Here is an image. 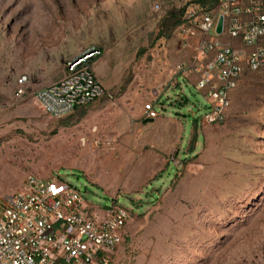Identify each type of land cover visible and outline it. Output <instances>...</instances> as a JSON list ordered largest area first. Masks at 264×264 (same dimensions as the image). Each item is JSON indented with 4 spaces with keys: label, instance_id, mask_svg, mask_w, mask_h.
I'll return each instance as SVG.
<instances>
[{
    "label": "rangeland",
    "instance_id": "1",
    "mask_svg": "<svg viewBox=\"0 0 264 264\" xmlns=\"http://www.w3.org/2000/svg\"><path fill=\"white\" fill-rule=\"evenodd\" d=\"M178 2L0 0V196L33 176L73 187L98 217L117 200L131 215L118 264H264L262 78L237 97L246 115H232L223 142L205 154L199 140L183 167L209 100L176 68L178 33L137 58ZM95 46L105 54L92 72L113 99L60 127L36 92ZM147 103L157 118L144 124Z\"/></svg>",
    "mask_w": 264,
    "mask_h": 264
},
{
    "label": "built area",
    "instance_id": "2",
    "mask_svg": "<svg viewBox=\"0 0 264 264\" xmlns=\"http://www.w3.org/2000/svg\"><path fill=\"white\" fill-rule=\"evenodd\" d=\"M185 20L190 22L181 28V44L192 59L182 68L198 79V89L210 100L205 121L222 122L227 94L244 69L264 68V45L259 44L264 38V1L219 0L214 14L198 16L191 8ZM86 61L84 56L67 63L62 79L36 92L45 113L60 119L96 100H112ZM145 112L148 119L156 118L151 105ZM116 201L98 217L79 192L60 179L28 176L22 191L0 196V264H118L114 256L129 214Z\"/></svg>",
    "mask_w": 264,
    "mask_h": 264
},
{
    "label": "trees",
    "instance_id": "3",
    "mask_svg": "<svg viewBox=\"0 0 264 264\" xmlns=\"http://www.w3.org/2000/svg\"><path fill=\"white\" fill-rule=\"evenodd\" d=\"M183 2L184 1L180 0V3L178 2L177 4L175 3L171 4L167 9L164 10L162 15L157 19V24H156L155 34H154L153 39H151V42H149V45L147 47L145 48L143 47L138 50L137 58L143 56L149 50L154 49L158 42L163 41V42L168 43L169 40L173 38L175 33H178L179 35V31L181 27L185 25L188 26L190 22L189 20H185V13L188 9L192 8V9L197 10L198 16H200L202 13H205V12L210 13V12L215 11L218 6L217 0H188L184 3ZM259 44L264 45V38L259 41ZM102 47L103 46H95L94 50L98 51L99 55L97 57L90 58L86 61V65L90 68L91 72H92V62H94L97 59H101L105 54V49ZM176 52H177V44L174 46V50H173V53L175 54V59L178 62V64L184 62L185 59L187 58V55L182 54L181 56H177ZM66 64L67 63L64 62L62 66V69H64L65 73H66ZM92 75L95 77V74L93 72H92ZM63 77L60 76L57 79L60 80ZM261 78H262L261 85L263 86L264 68H260L257 71H251L249 69H244L242 74L236 80V87L230 92H228L229 107L224 112V123L222 125H219V124L199 125L200 124L199 120L197 119L194 120L192 124V128H191V138L186 147L185 156H187V159H184L181 162L183 167H186L187 164H192L193 162H196L201 157L198 155H194L196 145L199 142V140H202V145L204 149L206 150L205 154H207L208 151L210 153L211 149L209 150L208 147L213 146L212 143L214 142V140H216L218 143L223 142L222 134L225 132V127L228 125V123L232 121V115L233 114L238 115V116H241L243 114L246 115V112L243 113V111H239L236 108V104L239 103L241 100V99H237V97L241 95L242 93H246L253 84L256 85L257 83H259V79ZM187 79L197 88L198 79L195 76H188ZM262 92L264 93V87L262 88L260 92L261 95H262ZM105 101H108V99L102 98L97 101H94L93 103H90L87 106L75 108L73 113L70 116L62 120H58L59 121L58 126L68 127L71 124H74V123L77 124L79 121L83 119V116L86 114V112L88 111V109H90L92 105H94L97 102H105ZM72 119L74 121H72ZM199 132L201 133V135L199 134ZM225 136L228 137L229 135L225 134ZM212 139H214L213 142H211ZM211 153H214V151ZM205 157L207 158L206 155ZM126 226L123 231L121 245L128 243V236L126 234Z\"/></svg>",
    "mask_w": 264,
    "mask_h": 264
},
{
    "label": "clouds",
    "instance_id": "4",
    "mask_svg": "<svg viewBox=\"0 0 264 264\" xmlns=\"http://www.w3.org/2000/svg\"><path fill=\"white\" fill-rule=\"evenodd\" d=\"M218 1V6H219V0H217ZM264 1V0H263ZM218 6H217V8H218ZM217 8H216V10H217ZM191 9V8H190ZM215 10V11H216ZM215 11H213V12H210L211 14H214V12ZM221 18V17H220ZM219 20V19H218ZM218 23V22H217ZM184 27V26H183ZM183 27H181V28H183ZM216 27H217V25H216ZM180 31H181V29H180ZM180 31H179V38H178V43H177V52H176V55L177 56H181L182 54L183 55H187V58L185 59V61L184 62H182V63H179V64H177V66H176V68H177V70L179 71V72H181V73H185L186 74V72H184V70H183V68H185L189 63H190V61H191V59H192V53L191 52H188V51H185L184 49H182V44H181V37H180ZM95 52H97L98 54L97 55H93V54H91L90 56H88L87 57V55H86V57H87V60L88 59H90V58H94V57H97L98 55H99V52L98 51H96V50H94ZM179 67H183L182 68V70H180L179 69ZM186 76L188 77V75L186 74ZM190 76V75H189ZM197 86H198V84H197ZM235 87H236V84H235ZM198 88V87H197ZM199 90V89H198ZM233 90V89H232ZM231 91V90H230ZM229 91V92H230ZM203 92V91H202ZM109 93V92H108ZM204 95L207 97V95H206V93L204 92ZM113 97V96H112ZM208 98V97H207ZM113 99V98H112ZM109 100V99H108ZM209 100V99H208ZM97 101V100H96ZM227 101H228V94H227ZM209 104H210V100H209V103H208V106H207V109H206V114L204 115V117L203 118H200V119H197V120H199V125H214V124H219V125H222L223 123H224V112L228 109V107H229V101H228V106L224 109V111H223V113H222V122H213V123H207L206 121H205V116L206 115H208L209 114ZM146 105H151L152 106V108H153V110H154V107H153V105L152 104H149V103H147V104H145L144 105V117H143V120L144 121H146V120H152V121H154L156 118H157V114H156V118L155 119H148L147 117H146V112H145V106ZM74 111V110H73ZM73 111L70 113V114H68V115H66L65 117H63V118H66V117H68V116H70L72 113H73ZM155 112V111H154ZM46 115H48L47 113H45ZM48 116H50V115H48ZM51 117V116H50ZM53 118V117H52ZM63 118H60V119H57V120H62ZM55 119V118H54ZM152 123V122H151ZM63 182V181H62ZM129 218H130V215H129ZM129 220V219H128ZM128 222V221H127ZM127 224V223H126Z\"/></svg>",
    "mask_w": 264,
    "mask_h": 264
},
{
    "label": "water",
    "instance_id": "5",
    "mask_svg": "<svg viewBox=\"0 0 264 264\" xmlns=\"http://www.w3.org/2000/svg\"><path fill=\"white\" fill-rule=\"evenodd\" d=\"M222 27H223V18H219L218 23H217V27H216V34L220 35L222 33ZM153 122L152 120H146L144 121L145 123H151Z\"/></svg>",
    "mask_w": 264,
    "mask_h": 264
}]
</instances>
